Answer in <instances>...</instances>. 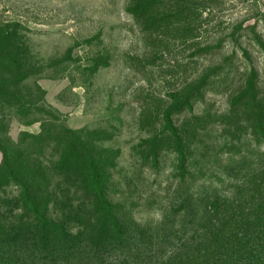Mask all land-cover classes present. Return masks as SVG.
I'll return each mask as SVG.
<instances>
[{
    "label": "rangeland",
    "instance_id": "1",
    "mask_svg": "<svg viewBox=\"0 0 264 264\" xmlns=\"http://www.w3.org/2000/svg\"><path fill=\"white\" fill-rule=\"evenodd\" d=\"M163 2L150 29L127 12L128 0H0V23L25 30L39 56L57 57L38 80L44 102L65 127L118 154L109 172L112 196L132 205L141 222L156 226L162 211L177 205L179 193L170 185L175 139L163 116L175 98L199 89L192 110L172 120L189 174L207 181L205 203L218 198L220 209L241 223L233 244L214 242V250L230 259L238 254L241 264H264V145L244 101H235L249 83L258 99L264 95V0ZM40 129L39 122L14 120L9 137L17 141ZM152 152H159L157 164ZM252 179L261 183L258 192L244 185ZM184 239L179 234L172 244Z\"/></svg>",
    "mask_w": 264,
    "mask_h": 264
},
{
    "label": "trees",
    "instance_id": "2",
    "mask_svg": "<svg viewBox=\"0 0 264 264\" xmlns=\"http://www.w3.org/2000/svg\"><path fill=\"white\" fill-rule=\"evenodd\" d=\"M163 1L171 0H128L127 12L150 29ZM161 17L159 23L165 20ZM65 56L70 57V50ZM55 58L39 56L17 24L0 23V264H217L218 258L219 264H241L238 254L230 259L214 250V242L233 244L229 240L241 223L227 207L220 209L218 198L213 206L205 203L207 181L189 174L190 158L172 120L175 113L192 110L199 89L175 98L163 116L175 139L177 165L170 185L179 199L162 211L155 226L135 218L132 205L114 200L109 172L118 154L102 148L101 140L89 133L65 127L44 102L38 80L55 66ZM257 97L249 83L235 101H244L249 121L256 124L257 142L264 145V95ZM14 120L39 122L41 129L13 141L9 127ZM158 154L150 156L156 164ZM246 184L250 192L261 188L257 179ZM189 223L193 228H187ZM179 234L185 239L172 244ZM234 245L239 251L241 243Z\"/></svg>",
    "mask_w": 264,
    "mask_h": 264
}]
</instances>
